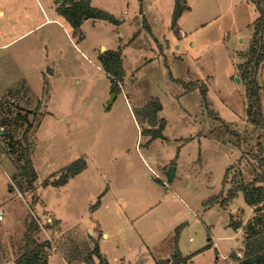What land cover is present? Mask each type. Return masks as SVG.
Segmentation results:
<instances>
[{
  "label": "rangeland",
  "instance_id": "1",
  "mask_svg": "<svg viewBox=\"0 0 264 264\" xmlns=\"http://www.w3.org/2000/svg\"><path fill=\"white\" fill-rule=\"evenodd\" d=\"M51 2L0 0V264H16L31 219L42 228L36 238L47 243L48 264H99L96 244L109 264H156L177 248L193 264H220L244 251L246 228L264 216V204L250 207L242 193L226 209L206 203L254 180L258 134L237 68L255 5L187 0L176 33L175 0H92L121 24L87 20L80 37ZM119 48L126 77L108 107L110 79L98 57ZM202 85L224 124L206 109ZM152 99L167 126L165 139L150 142L135 113ZM31 123L35 190L21 177L16 144ZM80 159L83 173L44 188Z\"/></svg>",
  "mask_w": 264,
  "mask_h": 264
},
{
  "label": "trees",
  "instance_id": "2",
  "mask_svg": "<svg viewBox=\"0 0 264 264\" xmlns=\"http://www.w3.org/2000/svg\"><path fill=\"white\" fill-rule=\"evenodd\" d=\"M58 1V5L61 0ZM63 6L57 8V13L63 17L72 27L75 36L82 37L81 27L87 20H103L119 26L121 21L114 15L99 9L92 5V0H62ZM258 12V18L252 23V37L249 48L240 56L244 62L238 65V73L240 80L245 86L246 98V117L249 124L254 128V132L258 134L257 152L254 156L257 167L254 168V180L248 185H240L237 189H231L228 195L219 200L223 191L210 198L206 206L218 204L221 208L226 209L229 204L242 193L248 206L259 208L264 204V104L262 101V92L264 88L259 81L260 72L264 66V0H251ZM187 5V0H175V7L172 14L171 28L174 32L179 33V22L185 12L190 11ZM123 51L106 50L98 60L101 67L110 79L111 94L118 95L121 92V85L124 83L126 73L123 65ZM196 88V84L192 85ZM203 102L206 109L219 122L223 121L214 112L210 110V104L207 101L208 87L202 85L200 87ZM163 111V105L159 99H152L145 107L135 113L137 120L142 124H147L143 134L148 136L150 142L158 139H165L164 131L167 123L164 119H159V114ZM224 124V123H223ZM228 127V126H227ZM36 125L31 123L23 136L22 141H17L16 144L20 150V159L22 166L20 167L21 177L25 180L28 187L35 190V184L38 180V175L35 170V165L32 159V142L30 134L35 130ZM241 146V141L238 142ZM172 165H176L175 162ZM87 169V162L80 159L68 167L57 179H48L44 182V188L54 187L60 188L66 186L70 180L79 176ZM230 167L225 174V180L229 176ZM102 194L99 201L92 207V210L97 209L101 204ZM236 229H240V224H235ZM42 228L39 222L35 219L27 221L26 230L23 236V243L17 251L16 264H48L50 253L45 251L47 243H40L36 236L41 232ZM244 239V251H239L231 254L236 264H264V216H258L246 228ZM95 257L99 260V264H109V262L101 254L99 245H95ZM191 261L190 257H184L181 252L176 249L170 260L157 261L156 264H188Z\"/></svg>",
  "mask_w": 264,
  "mask_h": 264
},
{
  "label": "water",
  "instance_id": "3",
  "mask_svg": "<svg viewBox=\"0 0 264 264\" xmlns=\"http://www.w3.org/2000/svg\"><path fill=\"white\" fill-rule=\"evenodd\" d=\"M63 3L64 2L61 0L59 5L62 6ZM240 81H241L240 78H238V82H240ZM115 98H116V94H112L111 101L109 102L108 107L111 105V103L113 102V100ZM176 170H177V168L175 166H173V165L168 168V171H167V174H166L168 181L172 182L174 180Z\"/></svg>",
  "mask_w": 264,
  "mask_h": 264
},
{
  "label": "crops",
  "instance_id": "4",
  "mask_svg": "<svg viewBox=\"0 0 264 264\" xmlns=\"http://www.w3.org/2000/svg\"><path fill=\"white\" fill-rule=\"evenodd\" d=\"M250 2H251V0H249ZM54 2H55V0H52V2L50 3L51 5V10H52V12H53V14H56L57 16H60V15H58V13H57V11H56V8L54 7ZM92 5H93V3H92ZM191 9V8H190ZM61 17V16H60ZM251 37H252V35H251ZM244 53V52H243ZM240 58H241V60L244 62V60H243V58L240 56ZM242 62V63H243ZM239 64H241V63H239ZM238 64V65H239ZM263 69H264V66H263V68H262V70H261V72L263 71ZM238 74V73H237ZM263 88H264V84H262L261 85ZM176 172H177V170H176ZM175 177H176V173H175ZM105 237H109V235H105ZM234 252H236V251H233L232 253H234ZM238 252V251H237ZM231 253V254H232ZM102 254V253H101ZM230 254V255H231ZM103 255V254H102ZM230 255H228L229 256V258H230ZM104 256V255H103ZM184 256V255H183ZM228 258V257H227ZM0 259H1V256H0ZM171 259V258H170ZM169 258H168V260H170ZM219 258H217V260H218ZM1 261V260H0ZM49 261H50V258H49ZM218 262H219V260H218ZM225 262H222V263H220V264H224Z\"/></svg>",
  "mask_w": 264,
  "mask_h": 264
},
{
  "label": "built area",
  "instance_id": "5",
  "mask_svg": "<svg viewBox=\"0 0 264 264\" xmlns=\"http://www.w3.org/2000/svg\"><path fill=\"white\" fill-rule=\"evenodd\" d=\"M4 220V213L0 211V221ZM239 256L241 255L240 251H239ZM223 262H226L224 264H236L235 260L232 259V257L230 256V258H223ZM188 264H193L192 261H189Z\"/></svg>",
  "mask_w": 264,
  "mask_h": 264
}]
</instances>
